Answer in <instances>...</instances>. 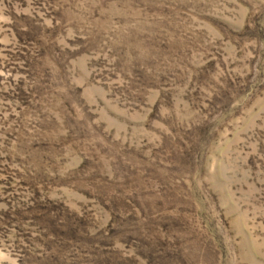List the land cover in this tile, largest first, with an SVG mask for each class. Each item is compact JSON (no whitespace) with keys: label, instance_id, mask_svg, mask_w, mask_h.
Returning <instances> with one entry per match:
<instances>
[{"label":"rangeland","instance_id":"rangeland-1","mask_svg":"<svg viewBox=\"0 0 264 264\" xmlns=\"http://www.w3.org/2000/svg\"><path fill=\"white\" fill-rule=\"evenodd\" d=\"M0 264H264V0H0Z\"/></svg>","mask_w":264,"mask_h":264}]
</instances>
